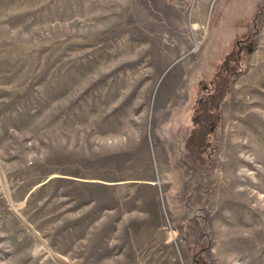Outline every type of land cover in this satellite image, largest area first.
Returning <instances> with one entry per match:
<instances>
[{"label": "rangeland", "instance_id": "obj_1", "mask_svg": "<svg viewBox=\"0 0 264 264\" xmlns=\"http://www.w3.org/2000/svg\"><path fill=\"white\" fill-rule=\"evenodd\" d=\"M0 264H264V0H0Z\"/></svg>", "mask_w": 264, "mask_h": 264}]
</instances>
